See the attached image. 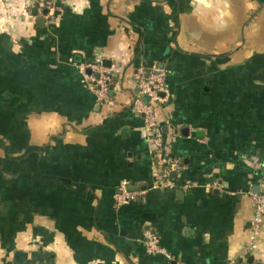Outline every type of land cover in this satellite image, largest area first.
I'll list each match as a JSON object with an SVG mask.
<instances>
[{"label": "crops", "instance_id": "obj_1", "mask_svg": "<svg viewBox=\"0 0 264 264\" xmlns=\"http://www.w3.org/2000/svg\"><path fill=\"white\" fill-rule=\"evenodd\" d=\"M43 13L0 0V264H264V218L246 251L264 159V0H64ZM103 60L110 103L82 71ZM160 63L173 187L152 185L133 109L136 70ZM123 181L145 192L117 205ZM146 230L162 252H147Z\"/></svg>", "mask_w": 264, "mask_h": 264}, {"label": "built area", "instance_id": "obj_2", "mask_svg": "<svg viewBox=\"0 0 264 264\" xmlns=\"http://www.w3.org/2000/svg\"><path fill=\"white\" fill-rule=\"evenodd\" d=\"M39 12L46 10L43 13L45 18L52 15L57 2L64 0H34ZM90 70L89 73L82 69L85 83L89 89L95 91L98 99L111 102L108 92L109 83L111 82L112 69L105 68L102 63H90L86 66ZM136 85L139 90V95L133 100V109L136 113H140L144 120V131L146 140L150 145V151L153 162V181L152 185L173 187L174 181L169 177L170 169L177 167V160L168 159L164 151L163 144V129L160 123L156 120L154 108L159 102H165L168 93L167 83L165 81V72L163 68L153 65L149 70L138 68L134 74ZM146 96L147 101H143L142 97ZM262 176L259 183V191L257 193L250 192L251 199L254 204V213L251 220L250 233L248 237V245L246 251L255 246L260 226L264 218V159L260 162ZM145 190L131 191L125 181L118 184L114 193V200L117 205L136 200L143 195ZM158 236L146 230L143 233V242L147 252L156 253L162 252L158 246Z\"/></svg>", "mask_w": 264, "mask_h": 264}, {"label": "water", "instance_id": "obj_3", "mask_svg": "<svg viewBox=\"0 0 264 264\" xmlns=\"http://www.w3.org/2000/svg\"><path fill=\"white\" fill-rule=\"evenodd\" d=\"M44 12H46V10H44ZM37 22H43V17H38L37 18ZM109 60H103L102 61V64L103 65H109ZM159 68H162L163 67V64L162 63H160L159 64V66H158ZM90 71V70H89ZM143 99H144V101H146L147 100V97L146 96H143ZM165 134H163V143L165 142Z\"/></svg>", "mask_w": 264, "mask_h": 264}, {"label": "trees", "instance_id": "obj_4", "mask_svg": "<svg viewBox=\"0 0 264 264\" xmlns=\"http://www.w3.org/2000/svg\"><path fill=\"white\" fill-rule=\"evenodd\" d=\"M111 81H112V77H111Z\"/></svg>", "mask_w": 264, "mask_h": 264}]
</instances>
